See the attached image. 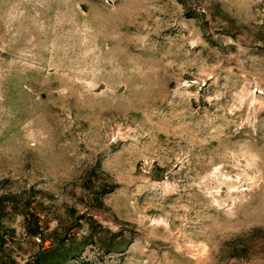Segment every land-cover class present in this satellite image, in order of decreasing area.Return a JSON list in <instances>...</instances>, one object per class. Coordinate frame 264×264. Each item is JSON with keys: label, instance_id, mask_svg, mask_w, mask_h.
Here are the masks:
<instances>
[{"label": "rangeland", "instance_id": "1", "mask_svg": "<svg viewBox=\"0 0 264 264\" xmlns=\"http://www.w3.org/2000/svg\"><path fill=\"white\" fill-rule=\"evenodd\" d=\"M0 264H264V0H0Z\"/></svg>", "mask_w": 264, "mask_h": 264}]
</instances>
